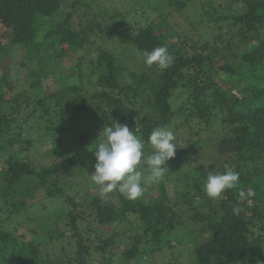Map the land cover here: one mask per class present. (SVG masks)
Instances as JSON below:
<instances>
[{"label":"trees","instance_id":"obj_1","mask_svg":"<svg viewBox=\"0 0 264 264\" xmlns=\"http://www.w3.org/2000/svg\"><path fill=\"white\" fill-rule=\"evenodd\" d=\"M157 1L158 9L165 7V0ZM170 1L159 22L133 24L126 19V11L123 15L124 10L117 7L116 14L105 12L109 18L85 13L87 20L77 29L70 22L73 13L57 17L68 0H0V264H126L150 251L161 252L163 235L179 226L186 228L185 239L192 244L175 256L193 250L194 258L177 257L162 264H264V0H201L203 12L191 13L190 27L180 32L166 13L172 14L171 7L184 17L194 0ZM106 29L141 53L166 46L174 63L166 70L155 65L132 68L104 47ZM18 47L24 54L20 63L4 66L2 61L16 55ZM82 48L85 53L74 63L81 83L65 82L47 93L43 79L57 63L73 58ZM40 49H53L50 58H30ZM33 50L37 52L31 54ZM28 60L36 66L30 68ZM23 68L31 86L28 115L22 113L25 107L16 91L20 80L13 78L18 79ZM87 72L91 84L81 80ZM84 91L91 93L92 100L82 97ZM176 91L180 94L174 107L171 99ZM69 97L80 98L75 109L65 107ZM148 104L152 113L146 110ZM86 120L93 125L92 133L79 134L73 148H58L61 142L54 139ZM116 122L133 131L138 127L149 153L150 133L158 126L168 127L177 146L170 166L178 172L196 168L195 179L174 183L165 175L166 180L148 185L136 200L125 199L116 190L102 199L100 190L93 194L88 188L81 193L86 203H77L67 193L74 178L68 183L67 179L80 181L81 175L95 171L99 135L103 127ZM69 124L73 127L68 128ZM25 125L44 131L50 141L46 149L58 155V161L37 165L27 156L40 141ZM196 155L203 160L199 166H194ZM225 164L239 173V182L220 198L210 199L202 184L209 171H225ZM173 188L175 200L170 196ZM248 189L254 196L241 199L240 191ZM43 194L87 210H67V225L58 231L41 220L16 233L14 219L30 214V207ZM236 206L241 209L238 215L233 213ZM87 218L97 229L107 225L111 233L99 229L98 243L93 244L96 229L82 227ZM32 220L41 222L33 213ZM119 224L128 225V240L117 236ZM67 244H74V261V250L67 252Z\"/></svg>","mask_w":264,"mask_h":264},{"label":"rangeland","instance_id":"obj_2","mask_svg":"<svg viewBox=\"0 0 264 264\" xmlns=\"http://www.w3.org/2000/svg\"><path fill=\"white\" fill-rule=\"evenodd\" d=\"M114 1V2H112ZM74 2H78L77 7L73 8L72 4ZM170 0H165V7L170 6ZM91 6V9L88 8V6ZM158 5H159V1L157 0H132L131 5H127V4H121L120 0H68V2L62 7V9L59 11V13L57 14L58 18H66L68 13H73V17L70 20V22L72 23L74 28H80V26L84 23L85 24V18L87 20V16L85 17V13L89 14V13H93L96 12L97 14H99L100 16H106L109 18V16L105 15L106 13L108 14H116L115 13V8H122L124 10V12L122 13L124 15L125 11H126V19L130 22H132L133 24H140V25H144L146 22H150L151 20H153L154 22H159V16L162 14V9H164L162 7V5L159 6L158 9ZM234 8L239 7L238 4H234ZM108 6V7H105ZM133 7V8H132ZM207 7V6H206ZM166 8V9H167ZM170 10L168 11H172L171 13H166V15L168 16V19L170 20L171 24L173 25V27L176 30L182 31V30H186L190 27L191 23V13H198L199 11H201L200 9L202 8V4H201V0H194V4L192 6H190L188 8V10L185 12V16H181L179 15L177 12H174L175 10L171 7H169ZM209 8V6H208ZM89 9V10H88ZM121 11V10H120ZM106 12V13H105ZM203 12V11H201ZM118 17H121L120 15ZM193 18V17H192ZM198 19H201V16L199 18V15L197 17ZM117 19V18H115ZM84 20V21H83ZM199 21H198V25H199ZM225 31V30H224ZM205 35V32L203 33ZM104 35H108V37H105L106 41L104 42V47L107 48V50L112 51L116 57L121 61V62H125L127 63V65H129L132 68H136L138 70H143V69H149V67H146L143 64V59H142V55L143 53L139 52L138 50H136L135 48H130V44L129 41L126 40V42L122 41L118 36H112L109 32V29H106L104 31ZM207 35V34H206ZM262 37L264 38V30L262 31ZM17 54L16 55H11V57L5 58L2 62L5 65H8L10 62L13 65H16L17 63L19 64L21 61V58L24 57L23 51L19 50V47L17 48ZM37 50H33L31 52V54L36 53ZM53 52V49L51 50H39V54L36 55H32L30 58H36V60L40 61L42 59H47L50 58L49 54ZM85 53V49L82 48L81 51L78 52V54H75L73 56V58H69V57H65L61 62L57 63L54 67V72H52L50 75H48L47 79H43V86L45 88V90L47 91V93H52L53 91L59 89L63 83L66 82L67 84H75L76 82L81 83V81L79 80L78 77V73L79 71H77V68H74L75 65V59L77 58L76 61H78V57L80 55H83ZM25 54L27 56H29V48H25ZM15 56V57H14ZM39 57V58H38ZM57 58V57H55ZM79 60H83L85 62V58H79ZM57 62V61H56ZM10 63V64H11ZM28 65L32 67H35L36 64L34 62H31L28 60ZM83 70V72L85 73L87 70V67L81 68ZM86 69V70H85ZM80 70V69H79ZM24 73H22L20 75V77L17 79L15 76H13V78L15 80H20V82H18L20 84V87L16 88L17 93H21L20 95V101L22 102L23 106L25 107L23 109V114L24 115H28L32 109L26 107V104L30 102V100L27 98L29 95V91L31 90V86H30V82H29V78H28V73L27 70L23 68ZM78 72V73H77ZM86 77L85 79L82 77L81 80H87L85 82V84H91V80H88L89 73H86ZM80 81V82H79ZM14 82V81H13ZM180 92L176 91L175 92V96L172 97L171 101L173 103V106H176V101L179 102V100L176 99V95H179ZM79 96V95H78ZM87 96V97H86ZM81 97V96H79ZM82 97H86V101L87 100H92V96L91 93H86L84 91V93H82ZM78 97H69V102L65 103V107L66 108H74V106L77 104L78 102ZM32 102V101H31ZM34 109V107H33ZM148 112L152 113V107L150 104H148V109H146ZM21 113V114H22ZM87 115L88 114H84ZM181 117H178L175 119L176 122L180 121ZM38 120V119H37ZM32 123H36L34 120L31 121ZM39 120L37 121L38 124ZM28 129L27 130H32L31 133L34 134V137L39 139L38 146L36 148L33 149L32 152H30L29 154H27V156L29 158H31L35 164L37 165H41V164H46L49 162H56L59 160V156L56 154L51 155L48 150L46 148H48L49 144V140L46 136L43 135L44 131L40 129H35L34 128H30V126L25 125ZM73 127V124H69L68 128ZM93 127L92 123L89 122V120H86L85 122H79V125H76V130H69L68 128H66L67 130H69L68 132H65L66 134L64 135H60V137L55 138L54 141L56 143H59L58 148H62L64 145L65 147H67L68 150V146L72 147L76 144V141L78 140V135L79 134H85L86 133H92L93 130H91ZM91 130V131H90ZM50 136V135H49ZM51 137V136H50ZM53 142V139L51 140ZM63 142V143H62ZM45 148V149H44ZM45 151H44V150ZM194 159L197 160H193L194 162V166H199L201 165V161H200V157H197V155L195 156ZM202 160V159H201ZM1 161V160H0ZM203 161V160H202ZM191 162V161H190ZM192 162V163H193ZM171 162H168L169 165V169L166 171L167 173L165 175H168V180H172L174 183L179 181V182H183L182 184H185L186 182H192L195 179V169L193 168L191 169V171H186L183 172V170L181 172H178L174 165H172V167L170 166ZM145 171V170H144ZM183 172V173H182ZM90 174V173H88ZM145 174H147V171H145ZM185 174V176H184ZM190 177L187 179L186 177L189 176ZM82 177L80 178V181H78V179L75 177L69 178L67 179V183L68 180H73V187H70L69 185L65 186V189L67 190V193H70L74 196V199L77 203H86V200L84 199V197L82 198V194L84 192L85 189L90 188V192H92L93 194L96 193V191L99 190V186L94 184L91 181L90 175H81ZM164 180H166V178H163ZM72 182V181H71ZM77 184V185H76ZM157 185V184H155ZM152 186V184H151ZM95 188V189H94ZM78 189V191H77ZM82 190V191H81ZM81 191V192H80ZM89 191V190H88ZM170 196L173 198V200H175L174 197V188L171 189L170 191ZM40 200H43L42 202H40ZM38 204H32L33 207H30V214H23L20 218H16L14 219V225L18 227L16 231L20 232H24L27 230V227H34L36 226L37 223H42L41 220H44L43 222H46L50 224V228H55L54 230L58 231L59 229H61V227H65L67 225L66 223V218H67V210H71V211H75V212H80L83 209L87 210L86 206H74L71 202H70V206H68V204H66L62 199L60 198H52V197H48L45 196L44 194L40 197H38L37 199ZM44 203V204H43ZM42 205H44L42 207ZM33 215L36 218H39L41 222H36L35 220L29 221L30 219V215ZM89 218V216H88ZM87 218V219H88ZM57 225V226H56ZM95 223L93 221H90L89 219L87 220V222L85 221V224H82L83 229L86 231L89 227H94V232L92 233V239H93V244H96V242L98 243L97 237L99 234V229L103 232H108L111 233V231H108L106 229L107 225L104 226H100L99 229H97L95 227ZM128 226V225H127ZM127 226L125 224H119V227L117 228L119 232V234L117 236H121L124 237V239L126 238V235L128 236V233L126 232L125 229H127ZM132 230V229H131ZM134 230V229H133ZM132 230V233L134 232ZM114 231H112L113 233ZM17 233V232H16ZM130 234V233H129ZM86 235V233H85ZM71 236V235H70ZM68 236V237H70ZM187 232H186V228L179 226V228H177L175 231L169 233V234H165L162 237V247L163 250L160 251H154V252H149V254L146 253V255H141L138 257V259L135 260H130L128 261V263L126 264H162L164 262H169L170 260H176L177 257L181 258L182 260L184 259H191L194 258V254H193V250L189 253H183V255L180 256H175L178 253L180 254V252H182L183 250H187L190 245L192 244V241L190 240V238H188V240L186 241V237H187ZM85 238V236H84ZM170 244H173L174 247L170 248ZM74 244H67L66 245V250L67 252L71 253L73 250V261L76 258V249L73 246ZM186 245V248H185ZM96 246V245H95ZM155 246V248L160 247L159 245H153ZM61 246H59L56 250V252H61L60 251ZM74 248V249H73ZM54 252H52L53 254ZM188 257V258H187Z\"/></svg>","mask_w":264,"mask_h":264},{"label":"clouds","instance_id":"obj_3","mask_svg":"<svg viewBox=\"0 0 264 264\" xmlns=\"http://www.w3.org/2000/svg\"><path fill=\"white\" fill-rule=\"evenodd\" d=\"M142 59L146 67L155 65L160 70H166L174 63V56L166 46L144 51ZM138 133V127L133 131L127 124L119 122L103 127L99 143L94 148L95 171L89 174L91 181L99 186L102 199L116 190L125 199L136 200L144 194L148 185L159 183L165 177L169 169L168 161L176 155L174 133L166 126L154 128L147 140L150 153L145 150V141ZM143 166H146L147 174ZM224 169L223 172L209 171L202 184V190L210 199L220 198L225 191L236 188L239 182L238 172L228 164L224 165ZM254 194L252 189L239 193L241 199ZM240 211L239 206L233 208L236 215Z\"/></svg>","mask_w":264,"mask_h":264}]
</instances>
